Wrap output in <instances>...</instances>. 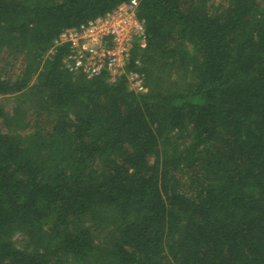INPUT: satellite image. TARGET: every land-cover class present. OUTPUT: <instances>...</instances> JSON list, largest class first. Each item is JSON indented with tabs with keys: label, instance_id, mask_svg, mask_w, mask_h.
I'll return each instance as SVG.
<instances>
[{
	"label": "trees",
	"instance_id": "16d2710c",
	"mask_svg": "<svg viewBox=\"0 0 264 264\" xmlns=\"http://www.w3.org/2000/svg\"><path fill=\"white\" fill-rule=\"evenodd\" d=\"M124 1L0 0V264H264V1L139 0L146 93L44 58Z\"/></svg>",
	"mask_w": 264,
	"mask_h": 264
},
{
	"label": "built area",
	"instance_id": "2783aa9c",
	"mask_svg": "<svg viewBox=\"0 0 264 264\" xmlns=\"http://www.w3.org/2000/svg\"><path fill=\"white\" fill-rule=\"evenodd\" d=\"M138 9L139 0L124 1L103 15L63 29L44 58L64 49L62 64L69 73L87 79L105 76L110 84L124 77L130 91L146 93L144 74L138 70L139 58L133 61L136 68H127L134 52L147 44L145 24Z\"/></svg>",
	"mask_w": 264,
	"mask_h": 264
},
{
	"label": "rangeland",
	"instance_id": "374dc122",
	"mask_svg": "<svg viewBox=\"0 0 264 264\" xmlns=\"http://www.w3.org/2000/svg\"><path fill=\"white\" fill-rule=\"evenodd\" d=\"M48 2H54V1H59V0H45ZM262 3L264 0H260ZM17 94L11 95V96H3L0 97V106L4 108L7 112H11V108L14 107L17 99ZM39 96L37 95H31L27 97V101L23 104L20 105L21 108H28L29 109H39L40 103H39ZM0 130L4 132H16V127L15 124L9 120H6L4 118H0ZM14 243H16L17 246H19L20 243V237H14Z\"/></svg>",
	"mask_w": 264,
	"mask_h": 264
}]
</instances>
